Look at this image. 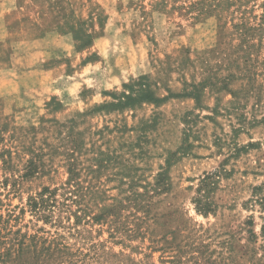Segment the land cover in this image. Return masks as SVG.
<instances>
[{
    "label": "rangeland",
    "instance_id": "1",
    "mask_svg": "<svg viewBox=\"0 0 264 264\" xmlns=\"http://www.w3.org/2000/svg\"><path fill=\"white\" fill-rule=\"evenodd\" d=\"M261 1L243 6L251 24L262 13ZM153 2L0 0V112L17 125L41 124L36 146L43 152L64 133L61 124L75 120L86 147L113 158L96 178L86 177L106 190V203L122 191L149 188L157 172H166L167 189L152 194L149 213L128 207L102 228L95 225L84 246L97 244L106 254L76 257V264H264V45L238 46L228 20L227 41L218 43L215 17L194 21L155 10ZM236 6L230 5L228 18L239 16ZM77 22L92 37L79 49L70 31ZM124 84L134 90L146 85L166 99L104 108L128 93ZM51 98L62 106L46 104ZM91 155H82L84 164ZM19 159L13 163L21 169ZM41 160L38 171L18 178L9 193L11 182L2 184L9 173L0 165V213L66 180L61 154ZM211 173L203 200L212 210L204 216L193 199ZM249 217L253 240L241 226ZM28 218L24 214L21 225ZM117 223L133 236L109 238L108 226ZM230 236L237 239L228 246Z\"/></svg>",
    "mask_w": 264,
    "mask_h": 264
},
{
    "label": "trees",
    "instance_id": "2",
    "mask_svg": "<svg viewBox=\"0 0 264 264\" xmlns=\"http://www.w3.org/2000/svg\"><path fill=\"white\" fill-rule=\"evenodd\" d=\"M236 1L238 6L235 12L239 13V16L228 18V8ZM248 1L154 0L153 8L158 11L175 10L194 21L215 17L218 27V43L227 41L225 37H228L226 27L228 20L230 28L235 30L233 38L238 41V46L241 45L243 48H251L255 44L262 46L264 45V0L258 4L262 8V13L259 16L254 15L256 20L252 24L243 15L246 12L243 6ZM168 6L169 9H167ZM140 12L142 13L143 10L141 9ZM235 19L236 22H234ZM82 24V22H77L75 27L70 28L75 49L87 47L92 42L91 34L81 27ZM124 85L128 88V93L122 92L116 99L117 101L104 104V108L109 107L110 111L122 110L138 103H157L166 99V97H157L146 85H144L145 88L138 90ZM51 102L56 108L62 106L55 98H51L46 104ZM1 118L4 121L0 124V165L3 172L9 173L4 174L2 184L7 185L10 181L13 186L12 190H7L8 193L15 191L17 180L32 176L38 171L39 164L42 162L41 158L45 154H61L68 175L60 185L43 186L29 195L24 204L16 206L17 211L13 208L5 214L0 213V264H76V257L84 261L90 256L93 258L95 255L104 256L106 252L102 246H97V244L84 246L92 231H96L97 226L102 228L106 225L109 216L115 217L128 207L148 214L152 204V194H159L167 189L166 172L160 170L154 176V182L149 188L143 191L135 189L122 191L125 193L124 196L121 194L113 202L106 203V190L92 184L90 178H96L99 170L113 158L109 156V152L103 150L90 151V148L86 147L82 131L76 128L75 120L71 119L68 124H61V127L65 128L64 133H60L56 144L50 145L46 142L45 145L49 149L43 152L42 146H36V134L41 124L38 126L34 123L17 125L11 117L0 112V120ZM39 121L45 122L43 118ZM10 122L13 124L10 125ZM6 133L7 135H4ZM87 151L92 155L85 159L89 163L84 164L82 155ZM106 155H108L107 159L104 158ZM14 157L20 158L21 164L23 160L21 169L13 163ZM214 174H206L201 178L197 188L199 196L193 199L195 209L204 216L212 210L210 202L204 201L203 198L206 197L207 187L211 183L209 178ZM87 176L90 177L89 180ZM133 183L135 182H132V185ZM26 213L29 218L21 225L22 216ZM142 219L143 217L140 216L135 218V220ZM253 223V217H249L241 225L249 234L248 240L256 238L252 228ZM108 230L111 239L121 232L129 234V237L133 236L130 234L132 229L124 227L123 223L109 225ZM260 232L264 235V224L261 225ZM236 239L237 237L230 236L224 243L231 246L232 241ZM241 247H246V245ZM120 255L129 259L124 252H120ZM227 259H230V256H227ZM170 261L174 263V259ZM117 264L129 263L127 260H120ZM132 264L138 263L134 261Z\"/></svg>",
    "mask_w": 264,
    "mask_h": 264
}]
</instances>
